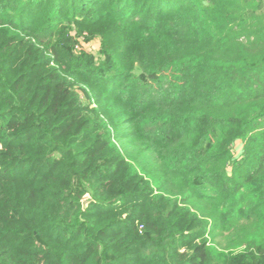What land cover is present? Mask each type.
Listing matches in <instances>:
<instances>
[{"label": "trees", "instance_id": "obj_1", "mask_svg": "<svg viewBox=\"0 0 264 264\" xmlns=\"http://www.w3.org/2000/svg\"><path fill=\"white\" fill-rule=\"evenodd\" d=\"M0 264H264V0H0Z\"/></svg>", "mask_w": 264, "mask_h": 264}, {"label": "rangeland", "instance_id": "obj_2", "mask_svg": "<svg viewBox=\"0 0 264 264\" xmlns=\"http://www.w3.org/2000/svg\"><path fill=\"white\" fill-rule=\"evenodd\" d=\"M80 49L87 53L97 54L99 50L98 42H81Z\"/></svg>", "mask_w": 264, "mask_h": 264}]
</instances>
